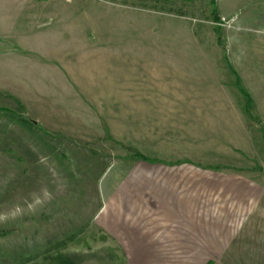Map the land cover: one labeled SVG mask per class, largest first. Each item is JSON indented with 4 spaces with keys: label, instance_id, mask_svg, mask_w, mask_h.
<instances>
[{
    "label": "rangeland",
    "instance_id": "374dc122",
    "mask_svg": "<svg viewBox=\"0 0 264 264\" xmlns=\"http://www.w3.org/2000/svg\"><path fill=\"white\" fill-rule=\"evenodd\" d=\"M230 1L239 15L243 0ZM215 10V0H0L9 54L52 59L48 66L28 60L34 76L19 81L25 103L0 97L42 127L40 149L37 133L35 155L26 146L29 155L19 163L25 174L0 185V264H99L103 258L74 256L68 239L81 228L78 220L103 197L130 194L114 186H133L140 197L152 183L177 179L162 170H199L217 185L227 184L222 173L264 184V117L245 112L247 98L221 53L216 71L215 29L234 23ZM212 88L238 92L216 99ZM230 103L237 112L222 106ZM55 122L80 124L96 145L82 144L78 134L57 137L65 130H52ZM136 152L171 165L146 164Z\"/></svg>",
    "mask_w": 264,
    "mask_h": 264
},
{
    "label": "crops",
    "instance_id": "0c3cea01",
    "mask_svg": "<svg viewBox=\"0 0 264 264\" xmlns=\"http://www.w3.org/2000/svg\"><path fill=\"white\" fill-rule=\"evenodd\" d=\"M215 2L217 17L231 19L234 25L215 29L217 44L213 49V64L219 71L217 54L221 53V59L236 79L239 92L237 89L212 88L209 95L217 99L234 97L238 92L249 99L250 112L264 117V0H243V3L240 2L243 8H240L241 15L231 11L230 8L236 5L230 0ZM34 35L35 38L41 37L42 32H35ZM4 41L9 42L10 39L2 30L0 97L12 95L21 100L24 93L20 80H24V74H29L30 78L34 76L28 60L35 57L48 66L52 59L47 53L36 56L28 50L11 56L8 51L11 47H5ZM215 75L212 77L217 81ZM222 106H226V110L238 111V106L233 103ZM214 107L218 111L221 105L217 102ZM2 109L0 185H8L9 177L25 174L19 163L29 155L26 146L30 148L33 145L32 153L35 155L37 133L40 149L42 127L37 125L36 120L27 123L16 115L17 110L8 109L7 104L0 103ZM12 113L15 118L11 121ZM60 127L65 130L63 135L57 136L54 131L51 134L65 139L78 134L82 144L97 143L93 138L86 139V132L80 124L63 126L51 123L52 130ZM146 158L150 160L144 162L146 164L171 165L160 159ZM196 171L199 170H162L163 174L168 173L169 177L177 179L152 183L146 194L140 197L133 193V186H114L115 192L117 189H128L130 194L127 198L112 201L103 197L96 203L97 206L90 207L96 211L78 220L77 225L81 224V228H76L78 231L68 239L76 250L74 256L103 258L98 261L99 264H106L107 257L115 258L116 264H264V184L247 183L238 174L222 173L227 177V184L217 185L215 181L202 180L198 175L200 172ZM213 171L217 177L222 175L219 170ZM92 175L101 176L95 172ZM187 176L193 177L192 184H186ZM103 186L100 184L96 188L102 192ZM75 223L76 220L71 225Z\"/></svg>",
    "mask_w": 264,
    "mask_h": 264
},
{
    "label": "trees",
    "instance_id": "16d2710c",
    "mask_svg": "<svg viewBox=\"0 0 264 264\" xmlns=\"http://www.w3.org/2000/svg\"><path fill=\"white\" fill-rule=\"evenodd\" d=\"M216 18V15H215V13H213V19H215ZM218 21H216L215 23H217ZM245 112H249V99L247 98V102H246V104H245ZM263 141H264V135H263ZM134 157L136 158V159H139V160H141V161H145V162H150V160H148L146 157H144L143 155H141L140 153H138V152H136L135 154H134Z\"/></svg>",
    "mask_w": 264,
    "mask_h": 264
},
{
    "label": "built area",
    "instance_id": "2783aa9c",
    "mask_svg": "<svg viewBox=\"0 0 264 264\" xmlns=\"http://www.w3.org/2000/svg\"><path fill=\"white\" fill-rule=\"evenodd\" d=\"M224 23H225V22H224ZM226 24H227V23H225V25H226ZM225 25H220V26H223V27H224Z\"/></svg>",
    "mask_w": 264,
    "mask_h": 264
}]
</instances>
